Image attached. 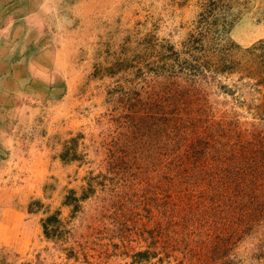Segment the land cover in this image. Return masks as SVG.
I'll use <instances>...</instances> for the list:
<instances>
[{
    "label": "rangeland",
    "instance_id": "rangeland-1",
    "mask_svg": "<svg viewBox=\"0 0 264 264\" xmlns=\"http://www.w3.org/2000/svg\"><path fill=\"white\" fill-rule=\"evenodd\" d=\"M0 62V264H264V0H0ZM193 131L258 135L261 219L170 186Z\"/></svg>",
    "mask_w": 264,
    "mask_h": 264
},
{
    "label": "trees",
    "instance_id": "trees-1",
    "mask_svg": "<svg viewBox=\"0 0 264 264\" xmlns=\"http://www.w3.org/2000/svg\"><path fill=\"white\" fill-rule=\"evenodd\" d=\"M232 63L233 61L229 63L220 61L212 64L214 68L209 70L213 73L222 72L231 68ZM196 71L197 74L206 72L203 68L202 71L198 69ZM199 132L193 131V137L184 142L172 143L174 154L170 155L168 160V168L172 170V176L169 177L172 182V184L169 183L170 186L173 185L177 189L182 187L181 190L188 191L189 187H192L189 192L193 191L194 195L197 194L195 205L199 207L197 209L202 210L201 218L206 219L205 222L208 224L212 219H261V211L253 208L250 200L251 194L254 193L253 188L256 189L255 173L248 165L247 156L240 151L244 143L252 145L262 142L258 135L247 132L246 141L237 140L233 144L225 140L222 146L220 138L223 131L217 133L216 138L203 137L204 135H200ZM229 132L238 134V131L234 130ZM181 147H183L182 150ZM258 180L261 184V179ZM52 218L54 215L48 216L46 221ZM46 225L44 222V228ZM147 254L145 250L136 252L138 257L147 256ZM192 254L190 249L183 251V255L191 263H197L200 260L202 264H215L218 261Z\"/></svg>",
    "mask_w": 264,
    "mask_h": 264
},
{
    "label": "crops",
    "instance_id": "crops-1",
    "mask_svg": "<svg viewBox=\"0 0 264 264\" xmlns=\"http://www.w3.org/2000/svg\"><path fill=\"white\" fill-rule=\"evenodd\" d=\"M6 66H7L6 62H0V84L6 82V75H7L6 71L8 70ZM12 70H13V66H12Z\"/></svg>",
    "mask_w": 264,
    "mask_h": 264
}]
</instances>
